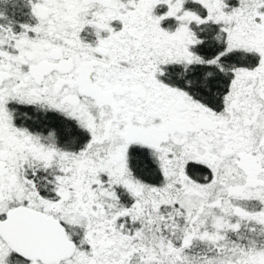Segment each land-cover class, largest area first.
Segmentation results:
<instances>
[{
  "label": "snow or ice",
  "instance_id": "snow-or-ice-1",
  "mask_svg": "<svg viewBox=\"0 0 264 264\" xmlns=\"http://www.w3.org/2000/svg\"><path fill=\"white\" fill-rule=\"evenodd\" d=\"M0 264H264V0H0Z\"/></svg>",
  "mask_w": 264,
  "mask_h": 264
}]
</instances>
